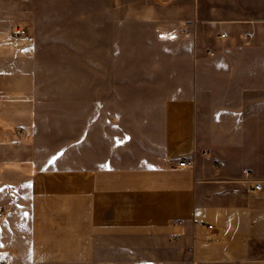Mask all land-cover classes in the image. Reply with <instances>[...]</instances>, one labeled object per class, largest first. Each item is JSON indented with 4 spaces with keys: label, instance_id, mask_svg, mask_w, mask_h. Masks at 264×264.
<instances>
[{
    "label": "crops",
    "instance_id": "1",
    "mask_svg": "<svg viewBox=\"0 0 264 264\" xmlns=\"http://www.w3.org/2000/svg\"><path fill=\"white\" fill-rule=\"evenodd\" d=\"M202 4L189 35L220 25L217 46L149 97L144 128L97 131L76 165L6 150L28 140L25 72L8 68L27 39L0 37V264H264V0Z\"/></svg>",
    "mask_w": 264,
    "mask_h": 264
},
{
    "label": "rangeland",
    "instance_id": "2",
    "mask_svg": "<svg viewBox=\"0 0 264 264\" xmlns=\"http://www.w3.org/2000/svg\"><path fill=\"white\" fill-rule=\"evenodd\" d=\"M196 1L211 0H0V37L13 36L18 25L26 30L24 66L10 61L9 72L24 71L27 88L33 86L14 126L28 140L6 150L76 165L83 140L94 147L97 131L144 128L149 97L176 95L192 71L191 50L205 53L219 43L217 24L202 25L199 39L189 35Z\"/></svg>",
    "mask_w": 264,
    "mask_h": 264
},
{
    "label": "built area",
    "instance_id": "3",
    "mask_svg": "<svg viewBox=\"0 0 264 264\" xmlns=\"http://www.w3.org/2000/svg\"><path fill=\"white\" fill-rule=\"evenodd\" d=\"M12 34L14 37L16 38H21L24 37L26 35V30L24 27L22 26H15L12 29ZM226 37V35L223 33L220 35V38L224 39ZM254 37L253 32H248V33H242L239 36V39L241 41H243L244 43L248 44ZM20 133L24 134V130H21ZM179 167H188V168H192L194 166V160L193 158L190 159H183L182 161H180L178 163ZM246 175H248V173L245 172Z\"/></svg>",
    "mask_w": 264,
    "mask_h": 264
}]
</instances>
